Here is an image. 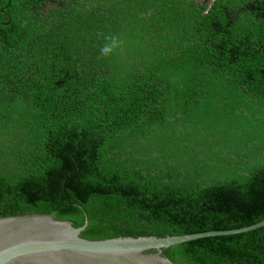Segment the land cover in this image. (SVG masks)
<instances>
[{"label":"trees","instance_id":"16d2710c","mask_svg":"<svg viewBox=\"0 0 264 264\" xmlns=\"http://www.w3.org/2000/svg\"><path fill=\"white\" fill-rule=\"evenodd\" d=\"M29 214L155 238L264 220V0H0V217ZM170 249L264 264V226Z\"/></svg>","mask_w":264,"mask_h":264},{"label":"water","instance_id":"95a60500","mask_svg":"<svg viewBox=\"0 0 264 264\" xmlns=\"http://www.w3.org/2000/svg\"><path fill=\"white\" fill-rule=\"evenodd\" d=\"M225 231L141 237L85 219L60 221L51 215L0 217V264H182L170 246L248 232Z\"/></svg>","mask_w":264,"mask_h":264},{"label":"clouds","instance_id":"9594fccd","mask_svg":"<svg viewBox=\"0 0 264 264\" xmlns=\"http://www.w3.org/2000/svg\"><path fill=\"white\" fill-rule=\"evenodd\" d=\"M105 43L100 48V56L102 58H109L111 55L115 54L118 49L123 45V40L119 39L117 36H105Z\"/></svg>","mask_w":264,"mask_h":264},{"label":"flooded vegetation","instance_id":"af4514ba","mask_svg":"<svg viewBox=\"0 0 264 264\" xmlns=\"http://www.w3.org/2000/svg\"><path fill=\"white\" fill-rule=\"evenodd\" d=\"M200 7H202L203 5H206L207 7L211 5L213 0H195Z\"/></svg>","mask_w":264,"mask_h":264}]
</instances>
